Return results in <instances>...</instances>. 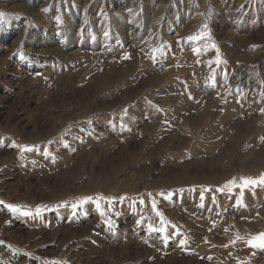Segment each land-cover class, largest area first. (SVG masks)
Returning <instances> with one entry per match:
<instances>
[{
	"label": "rangeland",
	"instance_id": "374dc122",
	"mask_svg": "<svg viewBox=\"0 0 264 264\" xmlns=\"http://www.w3.org/2000/svg\"><path fill=\"white\" fill-rule=\"evenodd\" d=\"M262 174L264 0H0V264H264Z\"/></svg>",
	"mask_w": 264,
	"mask_h": 264
},
{
	"label": "snow or ice",
	"instance_id": "6c2138e0",
	"mask_svg": "<svg viewBox=\"0 0 264 264\" xmlns=\"http://www.w3.org/2000/svg\"><path fill=\"white\" fill-rule=\"evenodd\" d=\"M241 181L244 185H256V184H264V174L261 175V177L259 178V180H255L252 178H241ZM230 183H234V182H230ZM2 203V202H0ZM7 207H9L11 210L15 211V207L12 205H8ZM27 214V213H25ZM249 246L251 247H260V248H264V233L260 234L257 237H253L251 240L248 241Z\"/></svg>",
	"mask_w": 264,
	"mask_h": 264
}]
</instances>
